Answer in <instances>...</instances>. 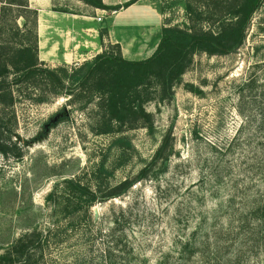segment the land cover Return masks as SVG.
Segmentation results:
<instances>
[{"label":"rangeland","instance_id":"rangeland-1","mask_svg":"<svg viewBox=\"0 0 264 264\" xmlns=\"http://www.w3.org/2000/svg\"><path fill=\"white\" fill-rule=\"evenodd\" d=\"M72 1L53 0L52 8L84 9L83 1ZM28 4L44 7L43 0ZM159 6L164 25L187 22L184 0H160ZM31 18L28 14L29 24ZM17 23L21 26L22 19ZM263 92L264 2L240 47L224 55L195 54L173 95L145 105L152 113L151 129L99 134L93 130L92 106L79 109L67 104L65 95L40 103L20 96L13 106L15 118L11 109L6 117L11 141L22 155L0 153V255L25 231L49 228L34 252L38 264H101V239L108 237L93 236V230L108 233L117 219L126 243L116 249L118 264H173L180 241L195 230L208 234L210 242L220 232L230 264H264V255L255 251L234 261L240 248L227 234L231 196L248 189L247 199H252L264 187L259 172L264 165ZM163 138L172 149L166 167L158 164L154 175L121 196L75 214L62 198H47L69 178L89 184L102 197L107 188L136 175Z\"/></svg>","mask_w":264,"mask_h":264},{"label":"trees","instance_id":"trees-1","mask_svg":"<svg viewBox=\"0 0 264 264\" xmlns=\"http://www.w3.org/2000/svg\"><path fill=\"white\" fill-rule=\"evenodd\" d=\"M81 1L102 9L120 7L106 5L102 0ZM134 1L126 2L125 6ZM263 2L184 0L187 22L162 25L157 46L148 57L127 59L118 43H109L90 60L74 66L50 67L38 57L37 10L29 7L28 0H0V153L17 158L22 155L21 149L11 141L10 118L6 117V110L11 109V117L15 118L13 106L20 96L40 103L65 95L69 97L66 103L79 109L92 106L93 130L99 134L118 133L138 126L151 129L152 113L145 105L173 95L175 85L190 67L195 54L224 55L240 47L252 16ZM28 14L32 15L30 24ZM18 18L22 19L21 26L17 23ZM262 109L264 112V104ZM260 129L264 131V121ZM238 139L239 129L233 137L234 141ZM171 153L167 138H163L151 159L136 175L107 188L102 197L89 184L69 178L50 191L47 198L54 195L62 198L65 208L72 214L89 212L97 201L121 196L136 182L154 175L158 164L165 168ZM259 172L264 176V165ZM247 190L241 191L239 197L231 196L229 201L227 234L236 238L234 243L240 248L232 257L234 261L250 256L253 251L264 255V187L258 188L252 199H247ZM56 202L58 200L54 199ZM112 222L114 227L112 225L105 234L90 218L87 222L90 228L95 227L93 236L108 237L101 239L105 242L101 264H118L116 249L120 244L126 247L122 242L120 223L117 219ZM49 233V228H34L20 234L0 255V264H38L34 258L35 249L41 247ZM213 236L210 242L208 234L199 235V231H193L191 238L180 241L178 260L173 264H230V257L226 259L223 255L227 241L221 239L220 232ZM197 257L199 262L194 261Z\"/></svg>","mask_w":264,"mask_h":264},{"label":"crops","instance_id":"crops-1","mask_svg":"<svg viewBox=\"0 0 264 264\" xmlns=\"http://www.w3.org/2000/svg\"><path fill=\"white\" fill-rule=\"evenodd\" d=\"M102 1L120 7L109 10L85 3L82 10H58L52 8L53 0H43L44 7L37 5L39 59L54 67L80 64L92 59L109 43H118L127 59L151 55L164 25L160 0H135L126 6L130 0Z\"/></svg>","mask_w":264,"mask_h":264},{"label":"water","instance_id":"water-1","mask_svg":"<svg viewBox=\"0 0 264 264\" xmlns=\"http://www.w3.org/2000/svg\"><path fill=\"white\" fill-rule=\"evenodd\" d=\"M96 212V211H95ZM95 217H96V213H95Z\"/></svg>","mask_w":264,"mask_h":264},{"label":"built area","instance_id":"built-area-1","mask_svg":"<svg viewBox=\"0 0 264 264\" xmlns=\"http://www.w3.org/2000/svg\"><path fill=\"white\" fill-rule=\"evenodd\" d=\"M99 19V18H98Z\"/></svg>","mask_w":264,"mask_h":264}]
</instances>
